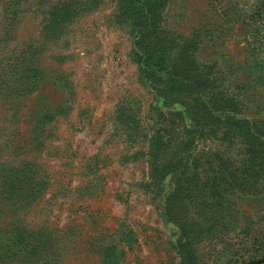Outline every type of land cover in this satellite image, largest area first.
I'll return each instance as SVG.
<instances>
[{
  "label": "rangeland",
  "instance_id": "rangeland-1",
  "mask_svg": "<svg viewBox=\"0 0 264 264\" xmlns=\"http://www.w3.org/2000/svg\"><path fill=\"white\" fill-rule=\"evenodd\" d=\"M63 1L0 0V264H181V222L195 264H264V0H167L180 96L213 106L188 183L223 192L183 199L150 184L147 137L154 108L178 132L184 107L143 80L116 0L57 35ZM16 238L34 251L8 256Z\"/></svg>",
  "mask_w": 264,
  "mask_h": 264
},
{
  "label": "trees",
  "instance_id": "trees-1",
  "mask_svg": "<svg viewBox=\"0 0 264 264\" xmlns=\"http://www.w3.org/2000/svg\"><path fill=\"white\" fill-rule=\"evenodd\" d=\"M97 4L96 0H69L55 5L48 12L50 20L53 18L51 22L54 24V33L58 35L64 29L67 30L68 26ZM166 5L167 0H116L115 6V18L128 26L132 38V57L137 62L143 80L148 82L155 97L163 99L164 104L167 105L168 102H171L183 106L182 120L184 117H188L190 120L187 126L182 123L177 132L174 126L167 123L168 119H166L164 111L159 107L154 108L153 126H151V132L147 137V155L151 169L150 184L155 186L154 190L158 193L169 187L166 190H170L169 193L174 195L175 192H178L179 195L176 196H181L180 199H183L185 195H196L202 198L209 193L214 194V197L220 196L223 192L219 186H213L214 182L211 184L208 181L201 182L198 179V174L194 182L192 180L190 184L188 183L195 175L192 173L194 169L191 164H197L194 154L196 141L201 138L202 131L205 129V123L200 120L199 113L203 111L211 115L213 106H211V101H205L201 94L193 96L188 102H184L180 96V85L185 79L180 76V70H177L179 68L171 70V64L177 66L178 59L182 57V50L179 48L178 52L173 54H170L168 50L174 46H171L172 40L163 25V10ZM172 55L174 58L171 57ZM23 77L28 85L33 83L30 80V75L25 74ZM226 119L229 120V123L233 121L237 126H241L240 120L234 116L227 115ZM205 154L208 155L209 152ZM220 167L222 171H225V167L222 165ZM6 190H9L10 194H17L18 191L17 186L10 183L6 185ZM2 194L3 190L0 192L1 200L5 199ZM8 201H12V198L9 197ZM164 214L168 219H174L169 208L164 209ZM180 214L181 211L177 214L178 221L184 218L180 217ZM182 223H179L182 228L178 229L173 247L181 264H195L193 244L187 237V223ZM192 226L197 229L195 222ZM21 241L20 238L10 240L13 247H8L10 248L8 256L17 257L19 255H14L17 254V251L20 253L22 249L24 252L30 251V253L34 251L35 246L31 248L26 245L17 247L19 243H22ZM31 241L33 242V240ZM106 252H108L106 258L115 255L114 249L106 248Z\"/></svg>",
  "mask_w": 264,
  "mask_h": 264
}]
</instances>
